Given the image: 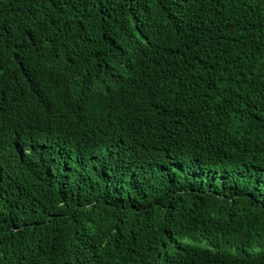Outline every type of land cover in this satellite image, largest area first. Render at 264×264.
<instances>
[{
  "label": "trees",
  "instance_id": "1",
  "mask_svg": "<svg viewBox=\"0 0 264 264\" xmlns=\"http://www.w3.org/2000/svg\"><path fill=\"white\" fill-rule=\"evenodd\" d=\"M0 264H264V0H0Z\"/></svg>",
  "mask_w": 264,
  "mask_h": 264
}]
</instances>
